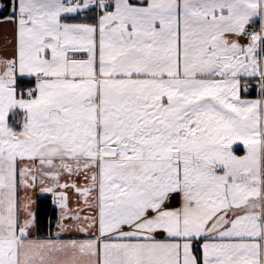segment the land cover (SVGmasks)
I'll return each instance as SVG.
<instances>
[{"label": "snow or ice", "instance_id": "snow-or-ice-1", "mask_svg": "<svg viewBox=\"0 0 264 264\" xmlns=\"http://www.w3.org/2000/svg\"><path fill=\"white\" fill-rule=\"evenodd\" d=\"M0 264H264V0H0Z\"/></svg>", "mask_w": 264, "mask_h": 264}]
</instances>
